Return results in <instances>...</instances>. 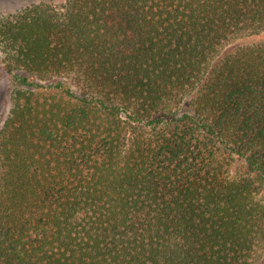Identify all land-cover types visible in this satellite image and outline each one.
Segmentation results:
<instances>
[{
	"label": "trees",
	"instance_id": "1",
	"mask_svg": "<svg viewBox=\"0 0 264 264\" xmlns=\"http://www.w3.org/2000/svg\"><path fill=\"white\" fill-rule=\"evenodd\" d=\"M263 34L264 0L0 12V264H264Z\"/></svg>",
	"mask_w": 264,
	"mask_h": 264
},
{
	"label": "rangeland",
	"instance_id": "2",
	"mask_svg": "<svg viewBox=\"0 0 264 264\" xmlns=\"http://www.w3.org/2000/svg\"><path fill=\"white\" fill-rule=\"evenodd\" d=\"M62 0H0V12H15L20 8L39 3H50L58 5ZM260 37V36H259ZM264 37V34L262 35ZM255 38V37H252ZM2 53L0 51V60ZM11 76L4 70L0 62V128L6 119L11 103Z\"/></svg>",
	"mask_w": 264,
	"mask_h": 264
}]
</instances>
